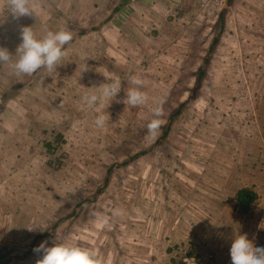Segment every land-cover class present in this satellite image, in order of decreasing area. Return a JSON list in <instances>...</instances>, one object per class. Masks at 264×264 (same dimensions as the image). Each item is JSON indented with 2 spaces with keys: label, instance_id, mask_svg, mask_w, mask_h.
<instances>
[{
  "label": "rangeland",
  "instance_id": "374dc122",
  "mask_svg": "<svg viewBox=\"0 0 264 264\" xmlns=\"http://www.w3.org/2000/svg\"><path fill=\"white\" fill-rule=\"evenodd\" d=\"M28 3L13 18L0 0V46L21 25L73 39L53 72L0 64V264H36L55 236L103 264H231L238 231L264 247V0ZM132 75L145 105L124 103ZM113 79L117 98L88 109L86 87Z\"/></svg>",
  "mask_w": 264,
  "mask_h": 264
},
{
  "label": "clouds",
  "instance_id": "9594fccd",
  "mask_svg": "<svg viewBox=\"0 0 264 264\" xmlns=\"http://www.w3.org/2000/svg\"><path fill=\"white\" fill-rule=\"evenodd\" d=\"M7 3V10L13 18L33 15L28 0H7ZM72 39V32L66 29H46L42 35H37L32 26L21 25L20 43L15 52L0 46V64H8L18 76H30L40 70L53 72L66 57L67 46ZM126 81L124 103L134 107L147 104L149 96L144 91L145 80L138 75H132ZM86 88L96 91L85 93L82 100L88 109L96 110L98 105L110 101L109 106L117 98L122 89V80L113 79ZM152 111L153 118L147 124V135L154 139L163 123V109L156 106ZM95 124L102 128L105 124L104 115H98ZM104 223H107V218ZM34 252L40 254L36 264H103L96 248L80 247L61 241L56 236L51 244L47 240L42 241L34 248ZM230 260L231 264H264V247H253L247 235L238 231L231 242Z\"/></svg>",
  "mask_w": 264,
  "mask_h": 264
},
{
  "label": "trees",
  "instance_id": "16d2710c",
  "mask_svg": "<svg viewBox=\"0 0 264 264\" xmlns=\"http://www.w3.org/2000/svg\"><path fill=\"white\" fill-rule=\"evenodd\" d=\"M244 193H247V195H244ZM249 195V196H248ZM252 192H250V190H248V189H241L240 191H238L237 192V201H236V203H238V201L239 200H243V199H245V200H248L247 199V197H251L249 200L251 201L252 200ZM248 200V201H249ZM250 201L248 202V203H246L245 204V206H244V204H240L239 205V207L237 208L238 210L240 209V211H242L243 212V209L245 210L246 208H248V206H249V203H250ZM238 206V205H237ZM195 254V256L197 257V259H198V262L200 263V260H199V254H197V253H194Z\"/></svg>",
  "mask_w": 264,
  "mask_h": 264
},
{
  "label": "crops",
  "instance_id": "0c3cea01",
  "mask_svg": "<svg viewBox=\"0 0 264 264\" xmlns=\"http://www.w3.org/2000/svg\"><path fill=\"white\" fill-rule=\"evenodd\" d=\"M236 199H237V197H236Z\"/></svg>",
  "mask_w": 264,
  "mask_h": 264
}]
</instances>
